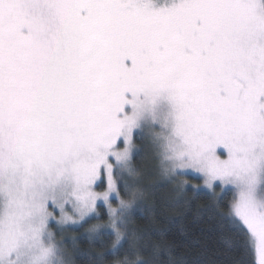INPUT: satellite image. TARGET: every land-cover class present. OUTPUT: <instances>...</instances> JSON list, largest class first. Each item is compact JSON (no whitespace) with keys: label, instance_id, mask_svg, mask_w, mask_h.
<instances>
[{"label":"snow or ice","instance_id":"1","mask_svg":"<svg viewBox=\"0 0 264 264\" xmlns=\"http://www.w3.org/2000/svg\"><path fill=\"white\" fill-rule=\"evenodd\" d=\"M137 140L181 193L226 186L220 240L264 264V0H0V264H201L171 254L176 217L132 226ZM91 220L111 248L57 241Z\"/></svg>","mask_w":264,"mask_h":264},{"label":"trees","instance_id":"2","mask_svg":"<svg viewBox=\"0 0 264 264\" xmlns=\"http://www.w3.org/2000/svg\"><path fill=\"white\" fill-rule=\"evenodd\" d=\"M136 144L138 148H140L141 145H139V140L136 141ZM145 147L147 149L141 146L140 149H142L143 152L140 150L133 163L144 177L143 184H145L148 179H145L146 175L142 170L144 168L146 169V167L149 168L150 164H153V169L157 176H155V178L157 180H150V182L146 184L145 196L147 198L144 196L145 200L142 206L148 211L143 219L134 218L132 226L141 232L152 228L166 229L168 225L164 223L165 218L176 217V223L171 227L168 233V239L174 242V247L171 249V254L173 256L191 260L196 257L197 253H201L198 257L201 264H254V254H247L238 250H233L231 252L226 251L225 246L220 240L218 230L215 227L219 220L218 214L227 211L233 193L231 191L221 190L220 187L216 188L213 193L201 188L194 198L191 186L199 185L201 180L192 176L186 178V180L189 181L188 190L181 193L177 188L176 182H169V180L164 181L159 177L157 172L158 160L152 158L154 161H151V152L147 145H145ZM143 159L145 162L140 164ZM147 160L151 161L150 164H147ZM153 184H159L162 185V187L158 191L152 192L150 191V186ZM98 189L100 190L102 188L99 187ZM177 200L188 201V203L186 205L177 204L174 207H166L169 202ZM152 209H155V213L151 211ZM97 212L103 215L104 221L107 220V211L103 205L97 208ZM193 221H196V223H193ZM99 222L102 223L103 221ZM96 223H98V221L91 220L88 224L84 225L83 228H65L66 230L60 231L57 234V238L65 244V247L68 248L69 251L72 250L73 241H75L81 249L91 250L96 253L111 248L112 239L106 241L103 249L98 245H93L90 248L87 240L81 242V238L87 232L88 227ZM181 226L184 227L185 231H181ZM66 239L68 241H66ZM140 243L146 245L148 248L145 257L153 251L151 244L158 243L162 248L166 246L164 242L158 241L155 237H153L151 241H141ZM115 259H123V253H121L119 257H109L110 262ZM160 259L165 261L168 259V256H160ZM77 264H83V261L78 259Z\"/></svg>","mask_w":264,"mask_h":264},{"label":"rangeland","instance_id":"3","mask_svg":"<svg viewBox=\"0 0 264 264\" xmlns=\"http://www.w3.org/2000/svg\"><path fill=\"white\" fill-rule=\"evenodd\" d=\"M140 141V144L139 145H141L142 147H144V149H147L146 147H145V145H147V147H148V141L147 140H144V141H141V140H139ZM141 146H140V148H141ZM141 150V152H143L142 151V149H140ZM150 152H151V155H152V157L150 158L151 159V161H154V160H156L157 158H155V153L154 152H152L151 150H150ZM143 157V156H142ZM154 160H153V159ZM148 159V158H147ZM158 160V159H157ZM148 161V163L147 164H150V160H147ZM145 161H144V159L142 160V163H140V164H143ZM158 165H157V172H158V175H159V177L161 178V179H163L164 181H166V180H168V177H166V176H164L162 173H161V171H160V167H159V161H158V163H157ZM152 166V167H151ZM154 167H153V164L151 165L150 164V166H149V168H147L146 167V169L144 168L142 171H143V173H145V179H148V181L145 183V184H143L144 186H146V184H148L149 182H150V180H152V181H156L157 179L155 178V176H156V173H155V170L153 169ZM152 176H151V175ZM157 177V176H156ZM187 177H190V176H184V177H181L180 178V181H183V180H186V178ZM193 177V176H192ZM99 183V182H98ZM142 183H143V180H142ZM202 184H203V181L201 180V183L199 184V185H201L202 186ZM101 188L102 189H98V188H96L95 190L96 191H104V190H106V188H107V181H106V178H105V180H104V184H103V186H101ZM203 190H205V191H211L212 193H213V190H210V189H206V188H202ZM220 189L221 190H227V188H226V186H221L220 187ZM145 194H146V187H145ZM146 197V196H145ZM147 198V197H146ZM145 200V198H143V200L141 201V204L143 205V201ZM102 205V204H101ZM105 207V210L107 211V207L106 206H104ZM92 226V225H91ZM91 226H89L88 228H90ZM59 227H61L60 225H57V228H59ZM64 228H77L76 226H73V225H71L70 223L69 224H67V225H64L63 226ZM56 239H57V241H60L61 242V240L60 239H58L57 238V236H56ZM66 241H68L67 239H66Z\"/></svg>","mask_w":264,"mask_h":264}]
</instances>
